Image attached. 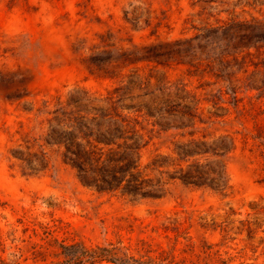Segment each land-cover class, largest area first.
I'll use <instances>...</instances> for the list:
<instances>
[{"label": "rangeland", "instance_id": "374dc122", "mask_svg": "<svg viewBox=\"0 0 264 264\" xmlns=\"http://www.w3.org/2000/svg\"><path fill=\"white\" fill-rule=\"evenodd\" d=\"M259 22L264 0H0V255L9 263H58L57 239L114 243L157 264H264ZM224 23L237 26L220 44L224 81L214 75L222 67L206 59H145L151 46ZM130 79L184 90L196 117L189 128L164 129L144 111L130 112L145 144L141 168L157 177L146 170L155 158L178 163L176 149L191 139H224L234 149L210 160L225 164L226 194L176 180L161 198L135 199L79 181L49 133L71 111L72 97L99 101Z\"/></svg>", "mask_w": 264, "mask_h": 264}, {"label": "trees", "instance_id": "16d2710c", "mask_svg": "<svg viewBox=\"0 0 264 264\" xmlns=\"http://www.w3.org/2000/svg\"><path fill=\"white\" fill-rule=\"evenodd\" d=\"M263 25L259 22L255 26ZM236 27L234 23H224L198 28V33L192 37L149 47L151 52L145 55V59L158 61L173 55L185 56L191 61L206 59L222 67L223 73L214 75L224 81L228 73L222 64L227 62V58L220 44L237 31ZM113 94L99 101L72 97L68 102L71 111L57 118L60 128H53L49 133L48 143L64 148L66 163L76 170L84 186L135 199L161 198L166 186L176 180L186 185L209 187L222 194L228 192L230 185L223 160H210L211 157L221 158L234 149V145L224 139L212 143L191 139L176 149L178 163H170L167 161L169 157L165 156L155 158L146 170L158 173L157 177L141 168L139 152L145 144L131 125L130 112L144 111L164 129L189 128L196 117L194 107L185 103L189 97L184 90L149 88L141 80L130 79L116 88ZM41 164L38 169L47 168L44 162ZM170 168H175V171L170 172ZM45 234L50 235V230L46 229ZM54 242L59 245V255L64 260L51 264H157L140 260L114 243L87 246L82 242L66 244L64 241L59 243L57 239ZM0 264L23 263H9L0 255Z\"/></svg>", "mask_w": 264, "mask_h": 264}]
</instances>
